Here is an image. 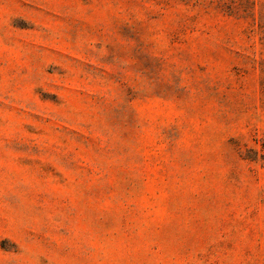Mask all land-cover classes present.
I'll use <instances>...</instances> for the list:
<instances>
[{
	"label": "rangeland",
	"instance_id": "obj_1",
	"mask_svg": "<svg viewBox=\"0 0 264 264\" xmlns=\"http://www.w3.org/2000/svg\"><path fill=\"white\" fill-rule=\"evenodd\" d=\"M0 264H264V0H0Z\"/></svg>",
	"mask_w": 264,
	"mask_h": 264
}]
</instances>
